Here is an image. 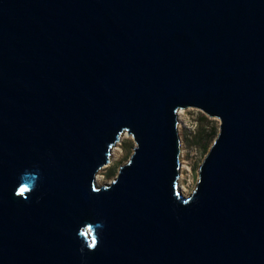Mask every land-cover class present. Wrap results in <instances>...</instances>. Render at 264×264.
Masks as SVG:
<instances>
[{
    "label": "water",
    "instance_id": "1",
    "mask_svg": "<svg viewBox=\"0 0 264 264\" xmlns=\"http://www.w3.org/2000/svg\"><path fill=\"white\" fill-rule=\"evenodd\" d=\"M0 264H264V0H0Z\"/></svg>",
    "mask_w": 264,
    "mask_h": 264
},
{
    "label": "rangeland",
    "instance_id": "2",
    "mask_svg": "<svg viewBox=\"0 0 264 264\" xmlns=\"http://www.w3.org/2000/svg\"><path fill=\"white\" fill-rule=\"evenodd\" d=\"M177 112V130L180 142V160L184 163L181 184L187 189L186 196L190 194L196 184L198 167L201 164L206 152L215 139L219 119L209 117L196 108L179 109ZM134 146L131 136L124 138L116 150V154L107 166L101 171V182L97 184L110 183L116 176L118 168L129 158Z\"/></svg>",
    "mask_w": 264,
    "mask_h": 264
},
{
    "label": "bare ground",
    "instance_id": "3",
    "mask_svg": "<svg viewBox=\"0 0 264 264\" xmlns=\"http://www.w3.org/2000/svg\"><path fill=\"white\" fill-rule=\"evenodd\" d=\"M177 112H180V111H177ZM130 135H128L127 133H123L122 135H121V137H120V139H119V141L111 148V154H110V157H111V155L112 156H114L115 154H116V150L118 151V150H120V148L118 147V145L120 144V142L124 139V138H126V137H129ZM181 152V151H180ZM113 157H111V159H112ZM110 158H109V160H111ZM107 165H104L97 173H96V175H95V183L96 184H99L100 182H101V180H100V178H101V171L106 167ZM182 168H183V166H182ZM181 179H182V175L181 174H179V191H180V193L182 194V195H184V196H186V191H187V189L185 188V186L184 185H182L181 184Z\"/></svg>",
    "mask_w": 264,
    "mask_h": 264
},
{
    "label": "snow or ice",
    "instance_id": "4",
    "mask_svg": "<svg viewBox=\"0 0 264 264\" xmlns=\"http://www.w3.org/2000/svg\"><path fill=\"white\" fill-rule=\"evenodd\" d=\"M27 191V188H21L20 190H19V193L18 194H23L24 192H26ZM93 243H94V241H93Z\"/></svg>",
    "mask_w": 264,
    "mask_h": 264
},
{
    "label": "built area",
    "instance_id": "5",
    "mask_svg": "<svg viewBox=\"0 0 264 264\" xmlns=\"http://www.w3.org/2000/svg\"><path fill=\"white\" fill-rule=\"evenodd\" d=\"M182 166L184 167L185 165H184V163L182 162V160H180V170H181V172H183V168H182Z\"/></svg>",
    "mask_w": 264,
    "mask_h": 264
}]
</instances>
